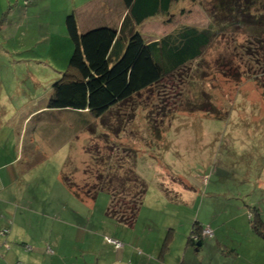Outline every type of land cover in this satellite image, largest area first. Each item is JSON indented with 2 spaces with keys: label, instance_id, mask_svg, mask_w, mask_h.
<instances>
[{
  "label": "rangeland",
  "instance_id": "1",
  "mask_svg": "<svg viewBox=\"0 0 264 264\" xmlns=\"http://www.w3.org/2000/svg\"><path fill=\"white\" fill-rule=\"evenodd\" d=\"M221 1L176 0L167 13L136 26L146 41L185 24L215 31L202 56L179 72L113 106L101 118L49 109L54 116L42 112L18 125L15 115L41 105L68 64L73 43L65 16L74 12L82 32L87 22L106 21L119 27L125 8L120 0H0V176L24 180L20 183L27 187V201L19 200L20 206L42 215L26 213L25 235L46 236L43 242H29L33 248L24 249L12 263L4 255L13 244L0 241V264H82L97 252L120 249L105 242L101 246L92 234L98 232L104 241L115 239L105 233L130 236L134 230L105 213L109 194L97 191L91 199L56 182L58 171H63L73 188L82 190L83 183L93 181L97 169H106L107 164L113 167L117 160L135 159V172L146 184L140 206L144 211L135 220V231H141V225L146 228L139 238L162 242L168 235L174 241L188 233L194 221L207 219L219 231L206 237L229 245L232 239L241 242L245 238L242 229L249 223V213L256 210L264 219V88L260 84L264 52L248 46L255 33L252 21L264 15V0L251 3L245 9L246 18L235 11L239 3L248 6L244 0H233L224 8ZM52 122L61 131L51 132L49 144L42 143L39 130L36 133H40L38 141L52 149L46 162L14 174L16 169L3 162L11 160L17 146L15 127L29 137L36 123L50 132ZM87 125L92 128L79 129ZM72 135V140L60 143ZM69 150L73 156L64 169L58 167L56 160ZM45 180L49 189L42 186ZM20 183L15 185L20 187ZM164 188L184 191L179 190L183 194L176 197ZM8 202L13 208L18 206ZM3 206L0 201V211ZM61 221L83 224L87 230L81 234L73 228L68 239L58 230ZM50 236L62 240L61 244L55 246ZM15 251L11 248L8 253Z\"/></svg>",
  "mask_w": 264,
  "mask_h": 264
},
{
  "label": "trees",
  "instance_id": "2",
  "mask_svg": "<svg viewBox=\"0 0 264 264\" xmlns=\"http://www.w3.org/2000/svg\"><path fill=\"white\" fill-rule=\"evenodd\" d=\"M120 1L125 13L118 28L101 25L80 32L74 12L65 16L64 24L73 43V51L66 68L51 85L52 91L44 101L46 109L71 110L79 115L101 118L113 106L127 102L133 95L200 58L214 39L215 31L211 27L198 28L185 24L159 38L146 41L136 26L147 18L167 13L176 0ZM244 1L248 6L243 7L239 3L235 10L242 18L248 16L245 9L255 0ZM232 2L222 0L224 4L221 6L224 8ZM255 18L256 21H252V25H256L252 30L255 33L248 46L257 47L259 53L260 49L264 52V15ZM260 79L264 88V78ZM81 127L79 129L92 128L90 125ZM133 160H117L113 167L107 164L106 169H97L93 181L83 183L82 190L76 186L77 190L74 189V183L64 174L62 179L72 191L82 192L91 199L97 191H106L110 196L107 215L119 223L131 225L146 192V184L136 174ZM248 219L252 230L264 237V219L259 213L254 210L248 214ZM202 228L199 222L194 221L188 242L194 246L201 242L204 237L201 235Z\"/></svg>",
  "mask_w": 264,
  "mask_h": 264
},
{
  "label": "crops",
  "instance_id": "3",
  "mask_svg": "<svg viewBox=\"0 0 264 264\" xmlns=\"http://www.w3.org/2000/svg\"><path fill=\"white\" fill-rule=\"evenodd\" d=\"M9 18V17H7ZM77 24L80 23V20L76 18ZM121 21V20H120ZM83 22V21H82ZM84 23V22H83ZM14 24V23H13ZM101 25H108L113 26V24H108L105 22H98V24H89L84 23V30L86 31L91 28L101 26ZM117 27L118 26H113ZM6 30L8 31V28L6 27ZM18 30V28H17ZM12 31V29H11ZM17 111L20 110V108L16 109ZM54 111H60L55 109H50ZM49 109H46V105L44 102H42L41 105L36 106L35 108H32L31 110L23 111L21 113L20 117H17L15 115L14 121L16 124L20 125V123L25 122L26 120H30L33 116H37L38 114L42 112H47L51 116H54L52 112H50ZM17 114V113H16ZM22 121V122H21ZM53 124V130L50 129V132L48 130H41V126H39V123L35 124V128H32L30 130V136L26 137L25 131L20 130V127L17 126L16 131H14L15 141L17 138V146H15V150L12 152L13 156L9 162H3L8 165L9 163L13 166V168L16 169L15 173H18V170L23 171L22 169H29L30 167H33L35 165H42L46 161V159L49 157L48 155L51 152V147H45L42 143L49 144L48 137H53V133L51 132H59L61 131L58 128L57 122H52ZM52 128V127H51ZM41 132L42 135V143L39 142V136L40 133L36 134L37 132ZM72 136L69 138H63L61 139L60 143L63 141H69L72 140ZM24 140L25 142L21 145L20 141ZM59 143V138L58 141ZM54 145V144H53ZM56 149L55 146L53 147V150ZM70 155L73 156V151L69 150L68 154L66 156H63L56 160V163L58 167L64 169L66 161L70 158ZM3 156L0 157V161H2ZM59 162V163H58ZM15 163V165H14ZM19 163V165H18ZM40 163V164H39ZM4 165V164H3ZM62 173L63 171H58V174L56 176V182H61L64 186L68 188L69 191L71 189L65 184V182L62 179ZM24 181V180H22ZM18 177H6V176H0V201L4 202L3 209L0 211V225L4 226L3 228H9L8 232L6 234V237L0 236L1 243L6 241L8 243H12L13 246H10L11 248L16 249L14 253H8L9 250L6 251V259L9 260L10 263H12V260L15 256L21 253H24V249H31L33 248L31 245H29V242L36 241L38 239H41V236H37L33 234L25 235V230L27 228L28 218H26L27 212H33L34 215H41L37 212H35L34 209L28 210L24 206H20L19 200H26L27 198V187L24 186V183L22 182ZM18 182L20 183V187H17L15 184ZM52 183V182H51ZM59 183V184H61ZM44 185V186H43ZM42 186L49 189V183L42 182ZM165 192L172 193L174 192L176 197H181L183 192L179 193V190H182L181 188L178 189V191L171 189L166 190L163 189ZM24 191V192H23ZM171 191V192H170ZM184 191V190H182ZM3 196V197H2ZM8 201H14L18 203V206L13 208V205ZM27 201V200H26ZM35 201V198L33 199ZM90 201V198L88 199ZM202 202V201H201ZM144 209L140 208L138 210L136 221L139 219L140 215ZM106 213V211H105ZM107 214V213H106ZM42 216V215H41ZM40 216V217H41ZM34 218H32V221ZM199 222V225L201 227L209 226L213 229V231H219L218 225L213 226V221L208 222L207 219H199L196 220ZM217 221V220H216ZM63 224L62 226L58 227L59 232L65 233L66 237L70 239L72 235L74 234L73 228L76 230H80V233L82 234L84 229L83 224H79V226H75L74 223H69L67 221H61ZM59 222H57L58 226ZM74 225V226H73ZM83 226V227H82ZM130 226L134 227V230H131L130 236L120 235L117 234L115 231L114 233H105L104 235L112 236L116 240H119L122 242V247L120 249H114L112 245L106 240L103 241V238L101 237V234L98 232H94V239L98 240L99 244L104 247L105 242L108 246L113 248L111 250V255L106 251L104 254H101L97 252L94 254V257L90 259H84L82 264H128L127 261H130V264H264V237L256 234L252 228L250 227V224L244 226V229L242 231H246L245 238L241 242H235L233 239L231 240V243L229 245H225L221 242H218V240L215 241V243L212 242V238L209 239L207 237H203L202 241L200 242V245H193L191 242H188V237L190 235L191 229L188 231V233L184 232L182 236H179L175 240L169 241L168 235L163 239L161 242L159 238L156 239H147L148 237L140 236L141 234H144L146 231V228H144V225H141L142 229L141 231H135L136 222L134 221L133 224ZM152 227V226H150ZM90 231V230H89ZM151 231V230H150ZM149 231V233H150ZM49 232V231H48ZM149 235V234H148ZM147 235V236H148ZM45 237L41 239V242H43ZM51 240L54 242L55 246L60 245V239H53L52 236H50ZM168 238V239H167ZM173 238V237H172ZM66 243H69L66 241ZM192 244V246H190ZM22 248V249H21ZM136 248H139L136 250ZM233 249V251H232ZM202 253H201V252ZM89 253H92L89 250ZM26 254V253H25ZM103 256V258L101 257ZM217 257L220 259L217 260ZM105 260V261H101ZM20 264V263H19Z\"/></svg>",
  "mask_w": 264,
  "mask_h": 264
},
{
  "label": "built area",
  "instance_id": "4",
  "mask_svg": "<svg viewBox=\"0 0 264 264\" xmlns=\"http://www.w3.org/2000/svg\"><path fill=\"white\" fill-rule=\"evenodd\" d=\"M7 231H8L7 228H3L0 233L6 234ZM201 235L204 237H206V236L210 237L213 235V230L209 226H205L201 230ZM106 242L112 244L115 248L122 247V242L119 240H115V239L106 237Z\"/></svg>",
  "mask_w": 264,
  "mask_h": 264
},
{
  "label": "water",
  "instance_id": "5",
  "mask_svg": "<svg viewBox=\"0 0 264 264\" xmlns=\"http://www.w3.org/2000/svg\"><path fill=\"white\" fill-rule=\"evenodd\" d=\"M196 244H197V245H200V242L198 241Z\"/></svg>",
  "mask_w": 264,
  "mask_h": 264
}]
</instances>
